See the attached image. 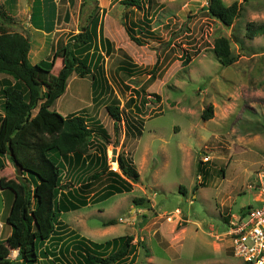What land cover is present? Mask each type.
Listing matches in <instances>:
<instances>
[{"label": "rangeland", "instance_id": "obj_1", "mask_svg": "<svg viewBox=\"0 0 264 264\" xmlns=\"http://www.w3.org/2000/svg\"><path fill=\"white\" fill-rule=\"evenodd\" d=\"M208 1L145 0L144 8H136L133 13L129 12L131 8L126 12L119 0H108L105 7L100 2L96 4L100 8L99 28L102 27L96 45L106 42L112 45L104 37V28L105 36L113 40L115 53L112 49L107 51L109 58L103 49L102 58H108L105 61L108 73L104 72L110 90L107 96L112 98L110 104L116 100L121 122L116 129L115 121L104 110L101 118L106 124L100 126L103 139L94 137L89 152L93 154L96 147L105 146L109 170L117 173H120L118 155L130 156L140 178L132 193L116 195L103 204L78 212L88 214L90 231L100 238L102 234L97 227L103 228V222L113 217L118 225L113 236L121 238L133 232V241L138 236L141 264H147L146 257L151 252L158 264H243L231 251L226 224L248 207L264 204V35L247 37L250 23L264 26V0H223L227 6L235 2L239 5V15L230 28L208 15L205 10ZM24 2V11L18 19L23 24L29 19V2ZM82 11L79 17L74 13L73 24L70 22L55 31L56 35L52 36L55 46L49 59L70 35L80 34L89 24L91 13L85 7ZM13 21L12 18L11 24ZM129 28L135 30L141 45L131 40ZM141 28L145 33H141ZM32 32L31 29L27 35L30 37ZM75 36H71L68 46L76 45ZM219 38L230 41L234 60L231 66H223L214 53V43ZM187 56L191 57V63L185 66L183 61ZM129 57L147 68L137 70L136 74L126 73L127 62L123 59ZM156 67L158 79L148 82ZM157 95L160 100H156ZM136 103L141 113L135 109ZM210 105L214 107L213 118L204 121L202 114ZM3 115L2 107L0 120ZM136 121L144 122L141 136L128 126L132 122L136 126ZM114 149H117L116 161H113ZM1 160L5 168L0 170V182L1 178L18 181L19 175L8 156ZM101 182L96 183L95 190L103 186ZM65 183H69L68 177ZM180 188L186 194H181ZM6 191L7 195H2L0 188V224L9 231L11 227L6 219L14 193ZM136 198L147 201L137 206L141 208L137 211L140 224L129 226L128 208L136 206L133 203ZM104 206L103 217L97 209ZM177 208L182 220L174 215L172 220L168 219ZM74 216V213L63 214L61 220L75 227L71 221ZM119 218H123L121 223ZM185 219L190 220L188 225ZM176 222L178 230L172 228ZM160 224L167 225L169 233L176 230L175 234L182 227L187 228L176 236L179 241L176 245L183 247L181 261L174 262L176 255L179 257L173 244L176 240L165 243L161 232L156 233ZM75 230L83 234L82 229ZM88 234L83 236L90 239ZM97 239L92 240L98 242ZM12 256L13 252L10 259Z\"/></svg>", "mask_w": 264, "mask_h": 264}, {"label": "trees", "instance_id": "obj_2", "mask_svg": "<svg viewBox=\"0 0 264 264\" xmlns=\"http://www.w3.org/2000/svg\"><path fill=\"white\" fill-rule=\"evenodd\" d=\"M94 1V0H91ZM85 0L84 5L91 3ZM131 13L136 8H144L145 0H119ZM248 2L249 0H242ZM14 6L16 0H13ZM43 3L51 4V11H56L54 0H38L33 17L36 22H42L40 30L46 33L54 31L46 27L41 12ZM84 6V7H85ZM38 7L40 9H38ZM209 16L230 28L239 15V5L235 2L227 6L223 0H209L205 8ZM89 17V24L80 34L75 36L76 45L59 47L52 59L32 64L29 60L31 43L28 37L20 33H10L2 25L12 22V17L0 9V76L6 75L15 82L5 84L3 89L4 115L0 120V156H8L19 175L18 181L1 178V190H11L14 198L6 223L11 227V234L6 240H0V264H39L43 247L57 234L63 226L61 216L65 213L81 210L91 204L87 195L101 178L108 175L110 184L96 198V203L106 201L116 195L130 193L133 185L139 181V173L133 160L125 154L118 155L120 173L109 170L106 147L100 145L90 154L92 139H103L101 129L87 127V120L78 115L64 117L53 109L58 98L62 97L73 75L81 78L89 76L93 65L89 63L90 52L95 49L99 34H102L100 24V8L97 6ZM52 22L55 14L53 13ZM146 23L148 19L145 18ZM135 24V23H134ZM143 25V23H141ZM141 25V26H142ZM132 41L141 45L135 30L128 29ZM141 33H145L141 28ZM264 35V26L250 23L247 27V37L253 39ZM230 41L219 38L214 43V53L223 66L233 63ZM75 46V47H74ZM88 51L81 58L78 51ZM109 50H111L109 48ZM108 50V51H109ZM191 63L187 56L183 65ZM57 70L54 74V70ZM157 67L151 73L148 82L158 79ZM145 91V89H144ZM161 97L157 95L156 100ZM116 101V100H115ZM107 105L110 117L115 121V128L121 122V111L116 102ZM146 103V101H143ZM214 107L210 105L204 110L202 119L213 118ZM141 134V129L138 131ZM0 157V170L5 164ZM100 165L96 171L84 179L80 189H74L70 178L75 176V166ZM207 174V172H204ZM207 176V175H206ZM206 176L203 178L205 181ZM69 178V183L65 179ZM67 182V181H66ZM205 183L203 182V185ZM198 188L196 187L195 190ZM147 201L136 198L133 203L141 206ZM95 203V204H96ZM261 206V205H258ZM253 207H248L244 215ZM226 223L229 219H225ZM114 219L106 225H115ZM229 224V223H228ZM228 224H226L228 226ZM133 237L124 236L106 244L91 243L81 240V255L87 264H118L134 254ZM105 246L116 250L108 257L98 256L95 249ZM40 248V250L38 249ZM12 251H18L16 260H11Z\"/></svg>", "mask_w": 264, "mask_h": 264}, {"label": "crops", "instance_id": "obj_3", "mask_svg": "<svg viewBox=\"0 0 264 264\" xmlns=\"http://www.w3.org/2000/svg\"><path fill=\"white\" fill-rule=\"evenodd\" d=\"M28 8L27 11L29 13V19L28 22L23 24L24 22L19 23V16L22 13V11H24V0H16V5L14 6V2L13 0H0V9H2L3 12H7L8 15H10L13 19H15V22L13 21V24L10 23H4L2 25V27L10 32V33H20L22 35H24L25 37H28L31 41V51L29 53V60L30 63L32 64H36V63H40L41 61H48L50 60L49 57L51 55L52 49L54 48V44H53V38L52 36L56 33L55 31H58V28H63V26H68L70 22H74V13H76L77 17H79V12H83L82 9L85 6L84 2L85 0H54V3L56 4V11H51V4H46L43 3L42 8H41V12L43 13V15L45 16L43 18V21L45 22V26L51 28L52 25H54V31L52 33H46L42 30H40L39 28H41V24L42 22H36L35 18L33 17V10H35L36 8V4L38 3V0H28ZM100 2L101 6H106L108 2V0H94L93 2L91 1V3L87 4L85 6V8L88 9L89 12H92L97 6L96 4ZM103 7V8H104ZM82 8V9H81ZM38 9H40L38 7ZM53 13L55 14L54 17V22H52V17ZM89 16V14H88ZM65 28V27H64ZM32 29V31L34 30V32H32L31 36L29 37L27 34H29V31ZM105 28H104V37L106 39L109 40V42L112 43L107 45V42L105 44H97L96 45V49L90 53V58H89V63L91 65L94 64L93 69L91 74L85 78H81L77 75H73L71 76V78L69 79L68 82V86H67V90L65 92V94L58 98V100L56 101V103L53 106V109L56 110L57 112H59L60 114H62L64 117L67 116H73V115H78V116H82L87 120V127H90L92 129H95L96 126H101V125H105L106 121L105 119L102 120L101 118V114L104 110H106L107 105L110 104L112 102V98L110 97V95L107 96V93L110 91L109 90V86H108V81L107 78L104 77V72L108 73V69L106 70V66H105V61L108 60L107 57H104V59L102 58V56H105V52H103L104 50L106 51V54L108 56L107 51L110 49H112L111 51L114 52V47H113V40L109 39L108 37L105 36ZM106 34H108L110 36V33L107 31ZM56 35V34H55ZM36 36V38L34 37ZM75 36V34L70 35L68 40H66L65 43H61L62 46H67V44H69L68 41H70V39L72 37ZM32 37H34V40L32 39ZM60 44V43H59ZM47 46H50L49 49H47ZM101 48V51H100ZM56 49V48H55ZM104 49V50H103ZM81 51V52H80ZM80 52V53H79ZM88 51H83V49H80L78 51L79 55H81V58H85L86 56H89L87 54ZM115 53V52H114ZM44 54L46 56H44V58L41 57V55ZM98 54V55H97ZM113 53H111L112 55ZM109 57V56H108ZM110 58V57H109ZM125 62H127V67L125 70L126 73H131L133 74L135 72L138 73L140 69H145L147 67H142V64H139L136 62V60H134L133 58L129 57V58H125L123 59ZM103 61V62H101ZM122 61V60H121ZM102 69V71H101ZM122 68H121V72H122ZM118 74V73H117ZM107 76V75H106ZM123 75H121L122 77ZM124 77V76H123ZM12 83L14 84L15 82L13 81V79L9 76L6 75H1L0 76V109H2L3 107V97L1 96V94H3V89L5 84L7 85L8 83ZM154 84L151 86L153 87ZM148 90V89H147ZM135 109L141 113V109L138 106V103H136V107ZM136 120H138L136 118ZM137 125L134 126L132 124H134V122L129 123L128 126L131 130L136 131V135L141 136V134H139V130L143 129L144 127V122L143 121H136ZM107 124H109V121L107 122ZM126 127V125H125ZM100 129V127H99ZM132 136V135H131ZM128 140V139H127ZM126 140V141H127ZM95 151V150H94ZM94 153V152H93ZM127 157L130 158V156L125 155ZM100 165H88L87 166H75V168L77 169V171H74L75 176L74 178L71 179V183L73 185L74 189H80L81 185L84 184L82 181L86 178H88L89 175L93 174L96 171V168H101L99 167ZM138 170V169H137ZM93 171V172H92ZM104 178V177H103ZM102 179V178H101ZM100 184H103V186L98 189L95 190V187L92 191L88 192V196L89 199H91V204H89L86 208L90 207L91 205H100L103 204L104 202L108 201H102L100 203H96L97 201V197L103 192L104 189H106V187L110 184V177L108 175L105 176V178ZM108 182V183H106ZM99 183V182H98ZM135 186V184L133 185ZM134 191V189L132 190V192ZM130 192V193H132ZM8 191L6 190H2V195H7ZM180 193L181 194H186V190H184L183 188H180ZM10 197V196H8ZM134 200V199H133ZM96 203V204H95ZM154 201L151 200V205L154 208L155 205H153ZM8 200L6 199V205H8ZM155 204H161V203H157L155 202ZM105 207V206H104ZM139 207V206H138ZM137 206L132 205L131 207L128 208V213H129V218L131 219L130 223L128 224L129 226H133L134 224H140L138 221V212L141 211V208H138ZM86 208H82L86 209ZM178 209V208H177ZM80 210L77 211H72L69 213H74L75 216L72 218V225H74L75 227L70 226L69 224H67L66 222L63 223V226H61L58 230H57V234L54 236V238L47 242L45 244V246L43 247V252H46L47 254L45 256L42 255V258L40 259L39 264H87L86 260L84 261V258L81 255V245H80V241L81 240H87L90 241L91 243H96V244H106V242H110V241H114V238L118 239L116 235L113 236L112 233H114L115 231H117L118 229V225H106L105 223H108L109 221H112L114 219L110 218L108 220H105L103 222V228L101 227H97V229H100L101 231V238L96 236V234L93 232L91 233L90 231V226L88 225V214H84L82 212H78ZM138 211V212H137ZM97 212H99L100 215H102L104 217L105 213H106V207L103 209H97ZM109 213V211H108ZM160 213V212H159ZM68 214V213H65ZM133 215H135L136 217H134ZM162 215V214H160ZM182 218V216H181ZM123 218H119L118 222H120V220ZM114 221L117 223V221L114 219ZM187 222V225L190 223L189 219H185V223ZM121 223V222H120ZM165 224V223H164ZM185 225V226H187ZM167 225H162L160 224V227L156 229V233H159V231L161 232V236L163 238V242L165 243H172L176 240V243H173L176 247H177V252L179 253V257L176 258L174 260V262L176 261H181L183 258L181 257V253L180 250L181 248H183L182 246H180V248L178 247V245H176L179 241L178 240V234L180 231H183V233H185L187 231V228H181V230L175 234L174 232L176 230H178V228H180L178 226V223L176 222L175 225L172 226V228L176 229L174 232H168V228L166 227ZM5 227L6 226H2L0 224V233L2 234V238L1 240H6L10 234H11V230H7L5 231ZM137 227V226H136ZM82 229L83 230V234L79 233L78 231H76L75 229ZM135 227H130L131 229H134ZM136 230V228H135ZM89 233V237L90 239H87L85 236H83L85 233ZM154 232V231H153ZM6 233V234H5ZM129 234H127V236H132L133 232H128ZM95 234V235H94ZM4 235V236H3ZM158 234H154V236H157ZM177 236V237H176ZM138 236L135 237V240L132 242V245L135 246V251L134 254H131L126 260L118 263V264H141V258H140V250L138 248ZM98 238V239H97ZM161 238V237H160ZM92 239H97L98 242L93 241ZM102 240V241H99ZM174 240V241H173ZM160 242V241H159ZM161 245H163L162 242H160ZM230 248H231V244H230ZM96 253L98 254V256L101 257H108L111 254H113L116 250L114 249V246L109 247V246H105L101 249H95ZM168 251V250H167ZM218 251V250H216ZM220 251H222L220 249ZM232 251V249H231ZM13 252V256L11 257V260H16L13 259L16 258L18 256V251H12ZM16 255H15V254ZM153 253L151 252V255H146L144 257H146L147 259V264H158L157 263V259L154 258ZM11 256V255H10ZM218 261V259H217ZM222 261V260H221ZM111 264H114L113 262ZM216 264H219V262H216Z\"/></svg>", "mask_w": 264, "mask_h": 264}, {"label": "built area", "instance_id": "obj_4", "mask_svg": "<svg viewBox=\"0 0 264 264\" xmlns=\"http://www.w3.org/2000/svg\"><path fill=\"white\" fill-rule=\"evenodd\" d=\"M172 215L182 220L179 209L168 219ZM235 218L226 233L235 258L243 264H264V204Z\"/></svg>", "mask_w": 264, "mask_h": 264}, {"label": "water", "instance_id": "obj_5", "mask_svg": "<svg viewBox=\"0 0 264 264\" xmlns=\"http://www.w3.org/2000/svg\"><path fill=\"white\" fill-rule=\"evenodd\" d=\"M117 154V149H114L113 150V155H114V157H113V161H116L117 159V157L115 156Z\"/></svg>", "mask_w": 264, "mask_h": 264}, {"label": "clouds", "instance_id": "obj_6", "mask_svg": "<svg viewBox=\"0 0 264 264\" xmlns=\"http://www.w3.org/2000/svg\"><path fill=\"white\" fill-rule=\"evenodd\" d=\"M116 172V171H115Z\"/></svg>", "mask_w": 264, "mask_h": 264}]
</instances>
